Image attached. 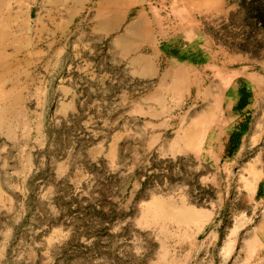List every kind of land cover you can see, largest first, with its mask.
<instances>
[{
	"label": "rangeland",
	"instance_id": "rangeland-1",
	"mask_svg": "<svg viewBox=\"0 0 264 264\" xmlns=\"http://www.w3.org/2000/svg\"><path fill=\"white\" fill-rule=\"evenodd\" d=\"M257 76L264 0H0V264L198 250L263 151L229 142Z\"/></svg>",
	"mask_w": 264,
	"mask_h": 264
},
{
	"label": "crops",
	"instance_id": "crops-1",
	"mask_svg": "<svg viewBox=\"0 0 264 264\" xmlns=\"http://www.w3.org/2000/svg\"><path fill=\"white\" fill-rule=\"evenodd\" d=\"M252 82L255 90L251 109L263 113L264 76ZM241 139L243 149L263 145V153L249 159L240 175L245 201L235 204L230 218L217 219L216 232L208 235L198 250L186 251L181 256L183 263L179 257L177 264H264V122L247 125ZM219 214L223 216L224 211ZM191 221L180 218L179 224Z\"/></svg>",
	"mask_w": 264,
	"mask_h": 264
},
{
	"label": "trees",
	"instance_id": "trees-1",
	"mask_svg": "<svg viewBox=\"0 0 264 264\" xmlns=\"http://www.w3.org/2000/svg\"><path fill=\"white\" fill-rule=\"evenodd\" d=\"M249 97V93H246L243 89H241L239 91V99L237 102V108L239 110L243 109L246 105H247V99ZM247 126L243 125L239 128V130L231 135V139L229 140L230 144L232 143V141L234 140L236 143L237 141H240V139L242 138L244 132L246 131ZM235 149V147L233 148ZM233 151V150H232ZM231 154V152H230Z\"/></svg>",
	"mask_w": 264,
	"mask_h": 264
}]
</instances>
